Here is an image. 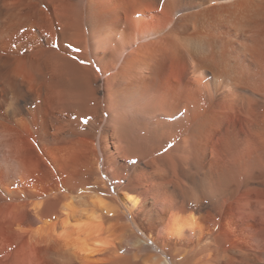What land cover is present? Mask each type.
<instances>
[{"label":"bare ground","instance_id":"bare-ground-1","mask_svg":"<svg viewBox=\"0 0 264 264\" xmlns=\"http://www.w3.org/2000/svg\"><path fill=\"white\" fill-rule=\"evenodd\" d=\"M0 127V264H264V0H0Z\"/></svg>","mask_w":264,"mask_h":264},{"label":"snow or ice","instance_id":"snow-or-ice-1","mask_svg":"<svg viewBox=\"0 0 264 264\" xmlns=\"http://www.w3.org/2000/svg\"><path fill=\"white\" fill-rule=\"evenodd\" d=\"M21 31H23L22 28H21ZM52 46H53V48H58L60 45L57 43V44H53ZM13 47H15V45H13ZM67 47H68V48H73V45L69 44V45H67ZM75 51H76V52H79V51H81V49H80V48H75ZM79 62H80L81 64L86 63V61H84V60H80ZM96 71H97V72H100L101 69H100L99 67H97V68H96ZM83 122H84L85 124H87V123L89 122V120H88V119H84ZM173 146H174V145H173L172 143H169L168 146H167V148H165V151H168V149L173 148ZM157 155H159V153H157ZM131 163H132V164H135L136 161H135V160H132Z\"/></svg>","mask_w":264,"mask_h":264},{"label":"clouds","instance_id":"clouds-1","mask_svg":"<svg viewBox=\"0 0 264 264\" xmlns=\"http://www.w3.org/2000/svg\"><path fill=\"white\" fill-rule=\"evenodd\" d=\"M0 131L4 132V135L7 136L9 135L10 133L8 132V130H6L5 128L3 127H0Z\"/></svg>","mask_w":264,"mask_h":264}]
</instances>
